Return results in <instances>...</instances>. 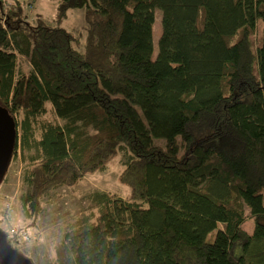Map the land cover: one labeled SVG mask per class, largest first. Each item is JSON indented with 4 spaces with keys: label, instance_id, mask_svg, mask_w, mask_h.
I'll return each instance as SVG.
<instances>
[{
    "label": "trees",
    "instance_id": "1",
    "mask_svg": "<svg viewBox=\"0 0 264 264\" xmlns=\"http://www.w3.org/2000/svg\"><path fill=\"white\" fill-rule=\"evenodd\" d=\"M7 1L0 106L17 124L9 168L23 163L19 231L119 154L131 191L95 192L49 264H264V0H50V22ZM75 10L78 34L63 26Z\"/></svg>",
    "mask_w": 264,
    "mask_h": 264
},
{
    "label": "rangeland",
    "instance_id": "2",
    "mask_svg": "<svg viewBox=\"0 0 264 264\" xmlns=\"http://www.w3.org/2000/svg\"><path fill=\"white\" fill-rule=\"evenodd\" d=\"M29 5L26 7L30 19L43 18L50 22L56 15L57 4L50 0H27ZM8 3V1H7ZM162 13L155 10V23L153 26V59L158 53V41L162 34ZM63 26L74 34H78L85 26L84 11L75 10L69 14L68 20ZM259 33H262V24H259ZM156 144L163 146L165 143L156 140ZM125 158L119 154L113 159L106 171L88 175L79 185L74 188L61 187L53 195L44 201L45 213L40 216L36 227L25 230L36 236L35 240L30 242H20L18 245L21 253L29 258L33 264H49L55 257V248L58 242L64 239L68 228L82 219L89 208L96 207L92 201V195L97 191L110 192L123 199L131 196L130 188L119 182V176L125 169ZM23 163L20 159L12 162L7 176L0 185V228L4 227L5 210L8 204L13 209V223L19 226H25L22 218V212L18 206V198L24 192L22 186ZM247 214L249 209L245 207ZM264 223V220L262 219ZM19 224V225H18ZM254 223L248 221L245 229L252 233ZM216 231L208 236V241H212Z\"/></svg>",
    "mask_w": 264,
    "mask_h": 264
},
{
    "label": "water",
    "instance_id": "3",
    "mask_svg": "<svg viewBox=\"0 0 264 264\" xmlns=\"http://www.w3.org/2000/svg\"><path fill=\"white\" fill-rule=\"evenodd\" d=\"M17 141V124L9 112L0 106V185L4 181ZM0 264H33L9 243L0 229Z\"/></svg>",
    "mask_w": 264,
    "mask_h": 264
},
{
    "label": "built area",
    "instance_id": "4",
    "mask_svg": "<svg viewBox=\"0 0 264 264\" xmlns=\"http://www.w3.org/2000/svg\"><path fill=\"white\" fill-rule=\"evenodd\" d=\"M5 6H7V0H1ZM13 209L10 204L7 205L5 210V219L3 232L6 235L9 242L13 245L18 246L20 242H30L36 239V236L33 233L26 231H19V229L13 223Z\"/></svg>",
    "mask_w": 264,
    "mask_h": 264
},
{
    "label": "clouds",
    "instance_id": "5",
    "mask_svg": "<svg viewBox=\"0 0 264 264\" xmlns=\"http://www.w3.org/2000/svg\"><path fill=\"white\" fill-rule=\"evenodd\" d=\"M3 231V230H2Z\"/></svg>",
    "mask_w": 264,
    "mask_h": 264
}]
</instances>
